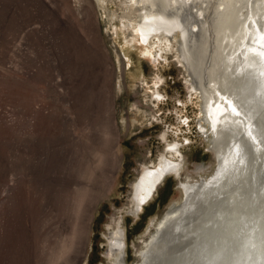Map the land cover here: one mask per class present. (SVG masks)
Listing matches in <instances>:
<instances>
[{
  "label": "rangeland",
  "instance_id": "1",
  "mask_svg": "<svg viewBox=\"0 0 264 264\" xmlns=\"http://www.w3.org/2000/svg\"><path fill=\"white\" fill-rule=\"evenodd\" d=\"M99 1L0 0V264H111L116 226L125 264H140L179 183L217 167L179 33L149 39L154 61L133 38L129 0ZM168 144L179 177L132 214L133 183Z\"/></svg>",
  "mask_w": 264,
  "mask_h": 264
},
{
  "label": "bare ground",
  "instance_id": "2",
  "mask_svg": "<svg viewBox=\"0 0 264 264\" xmlns=\"http://www.w3.org/2000/svg\"><path fill=\"white\" fill-rule=\"evenodd\" d=\"M129 2L142 55L155 61L149 39L179 33L177 55L200 98V130L217 162L210 177L179 183L182 201L151 221L140 264H264V0ZM166 151L133 183L132 214L165 175L179 177L178 145ZM123 240V229L110 227L111 264H125Z\"/></svg>",
  "mask_w": 264,
  "mask_h": 264
}]
</instances>
